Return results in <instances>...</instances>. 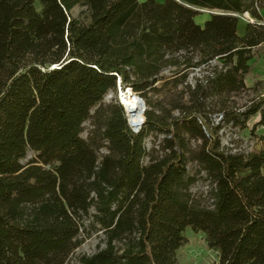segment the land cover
<instances>
[{"label": "trees", "instance_id": "16d2710c", "mask_svg": "<svg viewBox=\"0 0 264 264\" xmlns=\"http://www.w3.org/2000/svg\"><path fill=\"white\" fill-rule=\"evenodd\" d=\"M202 10L216 12L203 25ZM262 44L264 0H0V264H181L188 230L214 264H264V149L217 132L264 125V96L231 100ZM119 85L147 101L137 132L118 96L102 102ZM163 89L170 107L149 98ZM191 161L210 205L189 193ZM92 208L106 247L72 262Z\"/></svg>", "mask_w": 264, "mask_h": 264}, {"label": "rangeland", "instance_id": "374dc122", "mask_svg": "<svg viewBox=\"0 0 264 264\" xmlns=\"http://www.w3.org/2000/svg\"><path fill=\"white\" fill-rule=\"evenodd\" d=\"M146 1V0H141ZM164 1V0H158ZM181 1V0H177ZM211 10H202L201 13L197 16V22L199 24H204L213 14ZM79 8H76L74 15H78ZM255 22L249 14L241 15V22L239 25V33L243 34L245 31L246 24L248 22ZM254 57L250 61L251 68L249 73L245 77V81L253 80V84L245 91H242L239 94L234 95L231 100L236 103L237 106H244L246 103H250L253 100H259L264 96V44L259 45L254 49ZM198 73V72H195ZM195 73H191L189 80L194 82L193 76ZM166 76L170 75L169 70L164 72ZM162 82L157 84L160 87ZM169 87V86H168ZM167 89L165 90H168ZM182 88V86H180ZM164 89L162 92H149V98L154 103H162L166 107H170L169 100L171 99L169 93ZM133 92V91H132ZM135 93V92H133ZM138 97L141 98V95L135 93ZM120 95V93H118ZM114 91H110L103 99V103L108 104L115 100L118 96ZM145 102V110L147 109L146 99H142ZM97 107L92 109V114ZM177 114V111L174 112ZM221 119V116L218 113L212 114V122L218 125ZM262 119L260 113L253 116L246 124V127L241 129L239 126H233L232 124H227L221 122L219 124L220 128L217 130L218 135L220 136L222 145L232 149L233 151H251L253 149H264V125L259 124ZM91 129V120H88L84 124L83 137L87 138L89 130ZM163 138V134L154 132L146 139V145L148 149L158 145ZM200 141H193L191 145L196 147L200 144ZM102 152H105V149H102ZM35 152L29 151L26 158L22 160L23 163L29 162L35 157ZM145 164L148 163V158L145 159ZM188 172L190 176H195L196 181L190 186L189 193L191 197L200 202L203 205H210L211 198L210 192L212 189L211 180L207 172L202 170L197 162L188 163ZM96 211L94 208L90 210L88 217L83 219V225L78 236L81 240L80 246L74 251V254L71 256V261L75 262L80 255H90L102 248L106 247L105 233L101 229L98 223H93V214ZM187 236L189 238V243L181 249L180 263L181 264H214L217 259L216 253L207 249L203 233H194L192 230L187 231Z\"/></svg>", "mask_w": 264, "mask_h": 264}, {"label": "bare ground", "instance_id": "6f19581e", "mask_svg": "<svg viewBox=\"0 0 264 264\" xmlns=\"http://www.w3.org/2000/svg\"><path fill=\"white\" fill-rule=\"evenodd\" d=\"M197 18V17H196ZM195 18L196 22L197 19ZM118 95V94H117ZM120 103L126 108L129 114L130 124L136 128L143 120L142 111L144 103L140 97L128 89V93L122 90Z\"/></svg>", "mask_w": 264, "mask_h": 264}, {"label": "built area", "instance_id": "2783aa9c", "mask_svg": "<svg viewBox=\"0 0 264 264\" xmlns=\"http://www.w3.org/2000/svg\"><path fill=\"white\" fill-rule=\"evenodd\" d=\"M128 89L131 90V88H129V87H126L125 89H122V87L119 85V89H118V93H120V95H118V99H119V101H121V93H122V90H124L126 93H128ZM131 91H132V90H131ZM125 111H126V116H127L128 123H129L130 127H131L134 131H136V132L139 131V129L141 128V126H142L143 123H140V124L138 125V127L134 128V127L130 124V121H129V114H128V111L126 110V108H125Z\"/></svg>", "mask_w": 264, "mask_h": 264}, {"label": "crops", "instance_id": "0c3cea01", "mask_svg": "<svg viewBox=\"0 0 264 264\" xmlns=\"http://www.w3.org/2000/svg\"><path fill=\"white\" fill-rule=\"evenodd\" d=\"M198 23V22H197ZM199 24V23H198ZM202 25V24H201ZM263 59H264V57H263ZM253 84V80H249V82L248 81H246V85H247V87H250L251 85Z\"/></svg>", "mask_w": 264, "mask_h": 264}, {"label": "water", "instance_id": "95a60500", "mask_svg": "<svg viewBox=\"0 0 264 264\" xmlns=\"http://www.w3.org/2000/svg\"><path fill=\"white\" fill-rule=\"evenodd\" d=\"M213 14L214 13H216V12H212ZM142 99V98H141ZM143 103H144V105H145V102H144V100H143ZM144 112H145V107H144V109H143V111H142V115H143V117H144ZM144 122V118H143V120H142V122L141 123H143Z\"/></svg>", "mask_w": 264, "mask_h": 264}]
</instances>
